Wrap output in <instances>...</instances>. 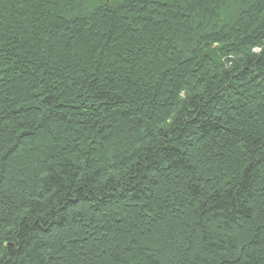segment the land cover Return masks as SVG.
Masks as SVG:
<instances>
[{
  "label": "trees",
  "instance_id": "1",
  "mask_svg": "<svg viewBox=\"0 0 264 264\" xmlns=\"http://www.w3.org/2000/svg\"><path fill=\"white\" fill-rule=\"evenodd\" d=\"M0 264H264V0H0Z\"/></svg>",
  "mask_w": 264,
  "mask_h": 264
}]
</instances>
